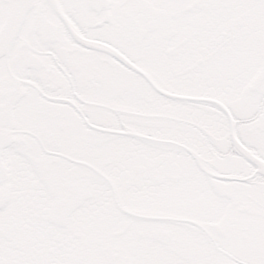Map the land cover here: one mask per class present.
<instances>
[{
    "label": "snow or ice",
    "instance_id": "1",
    "mask_svg": "<svg viewBox=\"0 0 264 264\" xmlns=\"http://www.w3.org/2000/svg\"><path fill=\"white\" fill-rule=\"evenodd\" d=\"M0 264H264V0H0Z\"/></svg>",
    "mask_w": 264,
    "mask_h": 264
}]
</instances>
